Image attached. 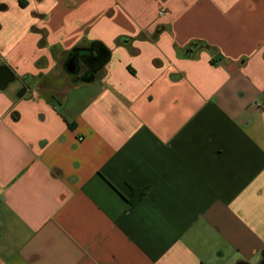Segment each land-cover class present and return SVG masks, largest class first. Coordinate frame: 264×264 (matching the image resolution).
<instances>
[{
    "label": "crops",
    "instance_id": "0c3cea01",
    "mask_svg": "<svg viewBox=\"0 0 264 264\" xmlns=\"http://www.w3.org/2000/svg\"><path fill=\"white\" fill-rule=\"evenodd\" d=\"M0 66V264H261L264 0H0Z\"/></svg>",
    "mask_w": 264,
    "mask_h": 264
},
{
    "label": "water",
    "instance_id": "95a60500",
    "mask_svg": "<svg viewBox=\"0 0 264 264\" xmlns=\"http://www.w3.org/2000/svg\"><path fill=\"white\" fill-rule=\"evenodd\" d=\"M73 64H74V66H76V61L75 60H74V63L73 62H69L70 69L73 67ZM13 80H15V76L13 75L12 71L7 66H0V88L1 89L6 88L7 85ZM25 90H26V87H24L21 90L20 94L25 92Z\"/></svg>",
    "mask_w": 264,
    "mask_h": 264
},
{
    "label": "trees",
    "instance_id": "16d2710c",
    "mask_svg": "<svg viewBox=\"0 0 264 264\" xmlns=\"http://www.w3.org/2000/svg\"><path fill=\"white\" fill-rule=\"evenodd\" d=\"M204 44H206V43H204ZM78 49H80V48H79V47H76V48H74V49L72 50V52H74V51H76V50H78ZM143 194H144V191L140 190V191L138 192L137 197L140 196V195H143ZM261 253H262L261 264H264V247H263Z\"/></svg>",
    "mask_w": 264,
    "mask_h": 264
}]
</instances>
